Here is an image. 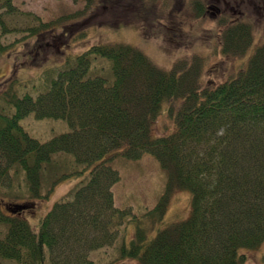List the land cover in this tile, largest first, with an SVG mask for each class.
Returning a JSON list of instances; mask_svg holds the SVG:
<instances>
[{
	"label": "trees",
	"instance_id": "obj_1",
	"mask_svg": "<svg viewBox=\"0 0 264 264\" xmlns=\"http://www.w3.org/2000/svg\"><path fill=\"white\" fill-rule=\"evenodd\" d=\"M3 1L13 8L12 0ZM85 1L86 8L97 2L108 10L95 26L119 22L118 14L112 16L116 2L122 5L119 0ZM138 4L134 11L143 16L142 31L147 30L150 10L145 0ZM197 10L204 14L200 2ZM88 22H81L86 29L78 31L79 39L94 26ZM58 23L41 22L31 31L51 30L53 37ZM218 32L221 53L252 52L238 73L209 87L200 85L199 59L162 69L131 45L94 44L68 57L66 68L36 97L6 94L14 111L0 113V189L21 173L28 199H41L40 170L58 153L70 154L87 176L35 224L23 209L13 211L14 204L4 210L0 205V257L20 264H95L90 253L114 242L126 214L114 204L112 187L120 177L110 160L119 153L129 159L148 153L167 177L147 216L162 221L180 189L191 192L190 212L145 242L147 229L137 227L129 244L120 247V257L140 264L245 262V251L264 242V43L254 48L251 28L241 21ZM3 49L0 40V55ZM97 57L109 61L110 77L90 74ZM161 112L174 127L158 135L154 126ZM29 114L65 120L69 130L41 142L20 123Z\"/></svg>",
	"mask_w": 264,
	"mask_h": 264
},
{
	"label": "rangeland",
	"instance_id": "obj_2",
	"mask_svg": "<svg viewBox=\"0 0 264 264\" xmlns=\"http://www.w3.org/2000/svg\"><path fill=\"white\" fill-rule=\"evenodd\" d=\"M119 1L122 5L118 6L116 2L112 16L118 14V18H121L115 26L110 27L93 24L101 21L104 14H109L107 8L97 2L86 8L85 0H12L13 8L9 9L0 0V40L4 46L0 55V113L11 114L14 111L5 98L6 94L36 97L48 89L58 71L66 68L68 57L80 54L94 44L131 45L162 69L199 59L200 85L209 87L238 73L246 66L252 52L248 49L237 54L221 53L222 38L218 32L221 28L224 30L235 21L247 23L251 28L252 46L255 48L264 43V0H145L150 10L147 12L151 14L146 21L150 20L153 24L146 23L147 30L143 31L140 27L143 16L134 11L139 0ZM198 1L205 8L204 14L198 13ZM118 7L124 8L117 11ZM77 13L79 15L76 16ZM87 18L94 26L89 27L84 38L82 34L79 39L78 35L82 32L78 31L86 29L81 22ZM55 20H59V23L54 25L53 37L56 38L53 41V37L49 36L51 30L48 33L42 31L40 35L31 31L41 22ZM47 38L51 40L47 42ZM15 65L18 67L13 72ZM90 74L110 77L109 61L97 57L93 60ZM20 123L41 142L69 130L65 120L37 119L33 114L24 117ZM173 127L168 113L161 112L154 132L166 134ZM110 164L120 177L112 187L114 204L126 214L114 242L92 251L90 259L95 264H140L131 258H121L120 247L129 244L137 227L147 229L145 242L155 235L158 228L187 218L191 208V192L187 189L174 192L162 221L151 220L147 214L164 192L166 171L148 153H143L137 159H129L119 153L110 160ZM75 171L81 173L73 175ZM40 176L41 199H28L23 175L18 173L12 176L10 187L0 189L1 208L4 210L5 204L28 203L23 204L22 214L35 224L55 202L71 197L87 173L85 168L75 165L70 154L58 153L47 165H42ZM2 233L4 230L0 227ZM245 256L243 264H264V242L257 248L245 251ZM0 264L20 263L0 257Z\"/></svg>",
	"mask_w": 264,
	"mask_h": 264
},
{
	"label": "water",
	"instance_id": "obj_3",
	"mask_svg": "<svg viewBox=\"0 0 264 264\" xmlns=\"http://www.w3.org/2000/svg\"><path fill=\"white\" fill-rule=\"evenodd\" d=\"M22 208H24L23 205H15V210H20V209H22Z\"/></svg>",
	"mask_w": 264,
	"mask_h": 264
},
{
	"label": "flooded vegetation",
	"instance_id": "obj_4",
	"mask_svg": "<svg viewBox=\"0 0 264 264\" xmlns=\"http://www.w3.org/2000/svg\"><path fill=\"white\" fill-rule=\"evenodd\" d=\"M241 13V12H240Z\"/></svg>",
	"mask_w": 264,
	"mask_h": 264
}]
</instances>
